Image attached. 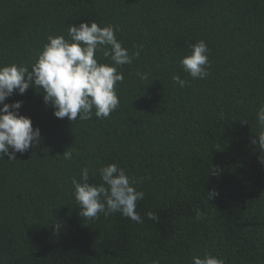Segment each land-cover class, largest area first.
I'll return each instance as SVG.
<instances>
[{"label":"trees","instance_id":"obj_1","mask_svg":"<svg viewBox=\"0 0 264 264\" xmlns=\"http://www.w3.org/2000/svg\"><path fill=\"white\" fill-rule=\"evenodd\" d=\"M82 21L115 26L130 55L143 50L118 68L120 104L108 118H57L31 86L6 98L40 138L0 159V264H192L205 252L264 264V166L251 142L264 105V0H0V64L31 67L48 36L68 39ZM200 40L210 74L192 79L179 61ZM109 163L140 181L142 223L80 216L72 178L88 167L99 184Z\"/></svg>","mask_w":264,"mask_h":264},{"label":"clouds","instance_id":"obj_2","mask_svg":"<svg viewBox=\"0 0 264 264\" xmlns=\"http://www.w3.org/2000/svg\"><path fill=\"white\" fill-rule=\"evenodd\" d=\"M117 30L111 24L100 26L95 21L69 24L68 39L63 35L48 36V42L37 54L31 67L15 63L0 64V159L6 155L8 160H16V153L27 151L40 138L39 129L33 128L31 119L19 114L21 102H4L14 91L23 94L30 86L42 89L43 101L46 106L53 107L54 115L61 119L67 117L72 122L78 118L90 120L93 115L97 119H105L119 107L116 87L123 82L124 75L118 68L139 58L143 46L138 45L137 50L130 55L116 38ZM189 47L190 54L179 61L183 70L192 79L208 77L210 62L206 43L200 40ZM97 53L101 54L105 62H99ZM137 75L141 80L148 79L146 72H137ZM172 79L181 88L189 84L179 75H173ZM257 120L258 138L251 142L259 145L262 155L258 161L264 166V105L257 111ZM62 155L65 160L73 159L71 150L64 151ZM89 171L88 167H84L80 170L79 181L76 177L71 180L80 216L91 220L101 213L109 216L118 212L137 223L143 222L136 211L137 202L143 200L145 195L135 187L140 181L130 178L123 168L114 163L97 169L102 181L99 184L89 183ZM217 171L218 168L213 166L212 174ZM218 194L213 188L207 194V199ZM144 215L154 221L158 219L151 210ZM201 216L202 213L197 210L196 218ZM191 261L192 264H224L222 258L207 252L203 257L193 255Z\"/></svg>","mask_w":264,"mask_h":264}]
</instances>
